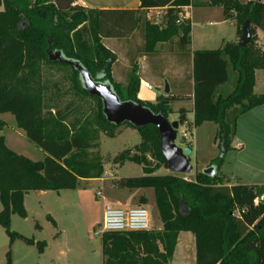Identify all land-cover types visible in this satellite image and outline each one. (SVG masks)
Wrapping results in <instances>:
<instances>
[{"label":"trees","instance_id":"1","mask_svg":"<svg viewBox=\"0 0 264 264\" xmlns=\"http://www.w3.org/2000/svg\"><path fill=\"white\" fill-rule=\"evenodd\" d=\"M77 1L0 0V7L5 9L0 12V115H13L26 138L45 153L44 160L33 161L10 149L5 136L0 135L3 205L0 226L6 230L11 243L20 239L28 245H37L41 253L45 250V242L36 243L11 229L14 215L28 217L25 198L30 192L76 190L82 181L100 180L105 173L103 165L86 160V151L93 146L87 131L72 132L59 112L44 115L42 98L34 94L32 77L36 72L32 67L41 61L69 66L74 71L77 90L90 96L74 66L50 62L52 52H61L66 59L81 64L95 81L110 85L121 101L141 104L167 119L174 114L171 103L186 98L177 94L160 97L155 104L141 101L137 66L133 67L126 85L114 80L116 59L103 44L104 38L123 39L140 28L145 54H153L157 45L178 39L176 50L180 60L193 62V127L205 122L217 123V137L224 152L216 161L219 174L214 177L201 173L192 181L177 175H146L117 181L119 189H153L164 228L104 234V264H171L181 233H192L195 237L196 264H264V204H255L264 194V187H229L224 183L226 177L220 174L227 153L233 150L239 119L264 106V95L255 93L256 72L264 70V51L258 45L257 35L258 30L264 32V3L141 0L140 10L107 11L74 5ZM197 6L223 8L228 17L236 19L241 37L246 21L251 19L252 39L248 46L226 43L218 50L197 51L192 60V23L190 19L181 21V15ZM152 9H166L160 25L148 19V11ZM230 68L238 74L237 86L228 96L217 97V88L228 82ZM98 100L99 125L114 138L111 131L119 127L108 123L103 103ZM188 113L184 109L180 111V125L187 124ZM3 129L4 122L0 120V130ZM136 130L143 140L138 153L128 150L116 157L115 162L123 165L130 161L147 166L150 161L146 155L152 153L168 169L159 131L153 126ZM188 146L192 149L191 144ZM140 204L146 205L147 199L141 198ZM8 257V264H12L10 253Z\"/></svg>","mask_w":264,"mask_h":264},{"label":"rangeland","instance_id":"2","mask_svg":"<svg viewBox=\"0 0 264 264\" xmlns=\"http://www.w3.org/2000/svg\"><path fill=\"white\" fill-rule=\"evenodd\" d=\"M239 2L245 5L248 0H239ZM4 10V6L0 7V12ZM191 13L194 50H218L221 48L223 39L231 42L237 36V21L225 15L223 8L197 6L192 9ZM260 36H263V32ZM140 38H137L136 43L143 45L144 36ZM237 38L240 40L241 36L238 35ZM89 39L92 43V38ZM176 40L177 38H174L171 43H168L169 45L165 46V49L175 45ZM258 45L260 46L259 38ZM112 56L117 61V57ZM121 61L113 65V74L115 78L126 79L127 74ZM185 62L191 69L192 61L185 59ZM31 69L36 72L32 77V85L34 94L42 98L44 115H55L59 112L72 132L87 131L88 135L90 134L88 140L93 146L87 149L86 160L103 165L105 173L102 181H83L76 190L52 192L46 197L41 196L39 192H30L25 198L28 217L23 219L19 215H14L11 229L12 232L32 239L36 243L45 242L46 254L42 256L37 245H28L20 239L11 243L6 230L0 226V264H8L9 253L12 264H37L38 262L54 264L53 260L56 258L58 260L56 264H104L103 236L100 233L106 204H111L115 208H137L143 195L148 199L144 207L150 215L151 230H163L164 228L154 190L119 189L116 185L117 181L146 175H177L193 181L197 174L204 173L211 168L219 174L216 161L222 157L224 147L217 137L219 129L217 123L205 122L195 128L193 127L194 115L189 113L190 120L187 124L181 125L179 129L177 146L184 149L191 144L193 149L190 160L195 171L192 175L171 173L159 163L152 153L146 155L150 165L143 166L130 161L121 165L114 159L128 150L133 151V154L138 153L137 149L143 142L140 132L124 125L111 131L114 138L105 133L99 125V100L81 94L77 90L74 71L71 67L41 61ZM172 74L171 67L169 74L161 78V88L154 85L152 92L164 97L177 95ZM231 75L226 85V92L224 93L223 88H220L217 91V97L228 96L233 92L232 84L233 81L237 82L238 74L231 68ZM167 85L171 90L169 94L166 93ZM182 89L184 91L181 94L186 98L171 103L174 114L169 116L170 122L179 121L182 109L187 112L193 110L192 98L186 96L190 94L191 84L186 81ZM246 115L242 116L238 123V138L245 142V149L239 151L233 148L229 151L220 174L227 175L231 182L261 183L264 182V108ZM0 120L4 122V129L0 130V135L5 136L10 149L33 161L44 160L45 153L26 138L25 133L18 128L13 115H0ZM185 134L189 140H186ZM224 183H228L227 180ZM99 192L103 195L102 197L98 196ZM105 199L106 202H104ZM49 209H51L50 213L57 227L54 226L55 223H48L51 221L47 215ZM2 210L3 205L0 200V212ZM181 239V245L172 264H196L194 235L184 233ZM60 252L63 253L60 255Z\"/></svg>","mask_w":264,"mask_h":264},{"label":"crops","instance_id":"3","mask_svg":"<svg viewBox=\"0 0 264 264\" xmlns=\"http://www.w3.org/2000/svg\"><path fill=\"white\" fill-rule=\"evenodd\" d=\"M249 1L250 0H248V2ZM74 5L81 6V7H84L86 9H92V10L136 11V10H140V8H141V0H78ZM192 9H194V7H191L185 11L186 17H187V19H190L191 23H192V19H193L192 13H191ZM220 9H221V7H220ZM149 11H152L151 14L157 13V12H161L164 14L166 13V9H152ZM149 11H148V14L150 13ZM261 32H263V31L258 30L257 35H258L259 43H260L259 47L262 51H264V32H263L262 37L260 36ZM142 36H143V31L139 28V29L135 30V32L131 33L128 37L123 38V39L104 38L103 44L105 45V47L108 50H110L115 55V57H117L116 63H118V62H120V60H122L121 62L123 63V66L125 68L124 70L127 74V78L126 79L124 78L125 80L115 78V76L113 74L114 80L118 83L126 85L128 82V78H129L130 74L132 73L133 67L137 66L138 75L140 76V79H141V90L139 93V99L143 102H150V103L155 104V103H157L158 98L164 97V96H158L154 92L149 91L147 89H144L142 87V83L143 82L149 83L153 87H154V85H156V86L158 85L157 87L161 88V83H162L161 78L167 76L169 74V69L172 67V71H173L172 79L174 81L175 91L177 92V94L183 95V94H181L184 91L182 89V87L186 81L189 82V84H191V91L189 92L190 94H188L187 96L192 98V104H193V110H191V112H189V113H192L194 115V81L192 78L193 66L190 69V66H187L185 61L180 60V58H179L180 56L176 50V45L179 42L178 39L175 41V45L169 46L167 49H165V46L169 45L168 43L159 44L156 47L155 53L145 54L143 52L144 44L142 45L141 43H136L137 38L138 37L140 38ZM191 37H192L191 50H192V60H193V53H195L197 51H204V50H196V49L194 50V48L192 47L194 44L193 25H192ZM237 37H238V31H237V36H235V38L231 42H227L225 39H223V43L221 44V48L226 43H237V42H239L240 40H238ZM207 51H214V50H207ZM192 65H193V62H192ZM228 73H229V79H228L227 83H229L231 76H232L231 75V68L229 69ZM227 83L222 85V86H219L216 90V94L220 88H223V92L225 93L227 90V87H226ZM235 83H236V85H235ZM237 83H238V80H237V82L233 81V84H232L233 91L235 90ZM255 93L257 95H264V70H259L256 72ZM221 96L226 97L223 95H221ZM262 108H264V106H261L255 110H253L252 112L248 113L247 115L253 114V112H256L258 109L260 110ZM189 113L187 115L188 120H190V118H189L190 114ZM239 121H240V119H239ZM239 121H238V123H239ZM6 142H7V140H6ZM233 148L236 150H239V151H243L245 149V142H243L240 138H238V128H237V135H236L234 142H233ZM223 175L226 177L227 182H228L227 185L229 187H232L235 185H254V186H258V187H264V182H261V183H259V182H257V183L256 182L241 183L238 181L231 182V180H229L227 178V175H225V174H223ZM100 180L102 181V179H100ZM86 181H90V180H86ZM51 193L52 192H39V194H41V196H43V197H46ZM143 197L146 198L145 196L142 195V198ZM104 202H106V199L104 200ZM147 202H148V199H147ZM106 205H111V204H106ZM137 205H139V207H141V204H139V202ZM130 208H133V207H127V208H122V209H130ZM50 211H51V209H49L48 213H47V215L49 216V218L51 220V221H48V223H53V224L55 223L54 226L57 227V224H56L55 220L53 219V217L51 216ZM41 229H43L42 226H41ZM152 231H162V230H152ZM183 234L184 233H181L179 236L178 245L176 248L175 255L178 251L179 246L181 245V240H182L181 238H182ZM62 253L63 252H60L59 254L61 255ZM41 254H43L42 256H45L46 249ZM60 255H59V257H60ZM56 260H57V258H56ZM56 260H53L54 264L57 263L58 260L57 261ZM172 263H173V261H172ZM28 264H30V263H28ZM37 264H46V263L38 262Z\"/></svg>","mask_w":264,"mask_h":264},{"label":"water","instance_id":"4","mask_svg":"<svg viewBox=\"0 0 264 264\" xmlns=\"http://www.w3.org/2000/svg\"><path fill=\"white\" fill-rule=\"evenodd\" d=\"M256 3H264V0H254ZM251 19H248L242 30V37L239 46L245 48L252 39ZM50 62H60L69 64L81 74L83 86L92 97H97L103 103V113L108 123L121 127L130 124L136 129H143L149 126L155 127L159 131L161 138V151L168 164V170L173 174L192 175L195 168L191 164L190 157L193 155V149L189 146L184 149L177 146L179 121L170 122L169 119L161 114H155L149 108L136 104L131 101L123 102L114 92L113 88L105 83L95 81L92 75L81 64L66 59L61 52H52L49 57ZM171 92L169 85L166 86V93ZM205 175L214 177L216 171L214 168L204 172Z\"/></svg>","mask_w":264,"mask_h":264},{"label":"built area","instance_id":"5","mask_svg":"<svg viewBox=\"0 0 264 264\" xmlns=\"http://www.w3.org/2000/svg\"><path fill=\"white\" fill-rule=\"evenodd\" d=\"M189 9V8H188ZM187 10V9H186ZM185 10V11H186ZM148 19L156 25H160L164 19L161 12L153 13L149 11ZM187 19L186 14L181 15V21ZM142 87L152 91L154 87L149 83H142ZM186 140H189L185 134ZM99 197L103 195L99 192ZM256 205L264 204V194L255 200ZM151 231L150 215L145 207L130 209L115 208L112 205H105L103 212V227L101 235L106 233H125V232H148Z\"/></svg>","mask_w":264,"mask_h":264}]
</instances>
